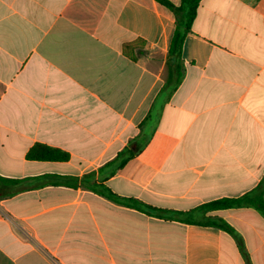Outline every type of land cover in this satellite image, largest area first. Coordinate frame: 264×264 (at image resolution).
<instances>
[{"label":"crops","instance_id":"crops-1","mask_svg":"<svg viewBox=\"0 0 264 264\" xmlns=\"http://www.w3.org/2000/svg\"><path fill=\"white\" fill-rule=\"evenodd\" d=\"M175 27L156 0H0V177L19 181L0 184V264H264L253 209L208 215L245 258L89 189L190 212L264 180V0H202L168 96ZM37 144L70 160H27Z\"/></svg>","mask_w":264,"mask_h":264},{"label":"trees","instance_id":"trees-1","mask_svg":"<svg viewBox=\"0 0 264 264\" xmlns=\"http://www.w3.org/2000/svg\"><path fill=\"white\" fill-rule=\"evenodd\" d=\"M156 1L171 11L175 16L176 27L169 48L168 79L163 89V92L167 93L168 96H171L175 91H177L185 75V65L182 58L183 46L187 36L192 31V27L195 19L197 18L199 6L202 0H181L180 5L178 6L169 0ZM146 143H144V145H146ZM130 153L131 155L123 159L112 174H115L126 165L127 161L132 157L133 152ZM123 156L124 154H120L118 160L109 165L113 166L117 164L119 159ZM26 159L38 162H67L70 160V156L61 150L37 144L28 151ZM18 182L19 181L17 180H8L0 177V184L2 185H15ZM65 184L67 183L65 182ZM89 189L95 191L115 204L135 209L152 217L192 225L214 227L223 230L235 238L238 247L245 258H247L245 245L233 227L221 218L211 217L208 215L216 211L250 208L257 211L264 218V180L257 188L243 196L212 201L210 203L203 204L190 212L160 210L135 199L122 198L113 193L104 184H96L93 187H89Z\"/></svg>","mask_w":264,"mask_h":264}]
</instances>
